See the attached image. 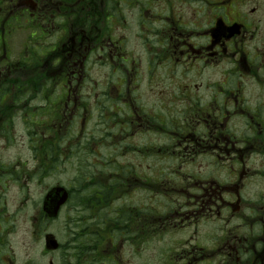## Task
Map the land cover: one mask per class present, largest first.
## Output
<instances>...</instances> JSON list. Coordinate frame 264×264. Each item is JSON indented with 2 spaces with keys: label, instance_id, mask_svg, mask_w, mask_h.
<instances>
[{
  "label": "flooded vegetation",
  "instance_id": "1",
  "mask_svg": "<svg viewBox=\"0 0 264 264\" xmlns=\"http://www.w3.org/2000/svg\"><path fill=\"white\" fill-rule=\"evenodd\" d=\"M39 259L264 264V0H0V264Z\"/></svg>",
  "mask_w": 264,
  "mask_h": 264
},
{
  "label": "rangeland",
  "instance_id": "2",
  "mask_svg": "<svg viewBox=\"0 0 264 264\" xmlns=\"http://www.w3.org/2000/svg\"><path fill=\"white\" fill-rule=\"evenodd\" d=\"M81 216V215H80ZM75 213H69L66 215H62L60 220L53 223L52 231L55 235L56 239L62 243H67L66 240L68 238L74 239V234L77 233V227H78V218L81 217ZM65 217V219H64ZM69 223V225H68ZM38 255H41V248L38 247ZM44 262L39 259V264H43Z\"/></svg>",
  "mask_w": 264,
  "mask_h": 264
},
{
  "label": "trees",
  "instance_id": "3",
  "mask_svg": "<svg viewBox=\"0 0 264 264\" xmlns=\"http://www.w3.org/2000/svg\"><path fill=\"white\" fill-rule=\"evenodd\" d=\"M86 217H88L90 220H94L95 222H98V221H106V222H109V219H110V217L108 216V215H86ZM102 231H104L103 229H102ZM94 235L92 234V235H88L87 237H93ZM77 237V236H76ZM90 243L89 242H87L86 244H85V247H86V249H87V253L90 251V249L91 248H94V246L92 247V246H90L89 245Z\"/></svg>",
  "mask_w": 264,
  "mask_h": 264
},
{
  "label": "water",
  "instance_id": "4",
  "mask_svg": "<svg viewBox=\"0 0 264 264\" xmlns=\"http://www.w3.org/2000/svg\"><path fill=\"white\" fill-rule=\"evenodd\" d=\"M59 207H60V205L56 206L55 211L52 214L53 216H56L57 215V210L59 209ZM54 243H56V242H52V244L56 247V245Z\"/></svg>",
  "mask_w": 264,
  "mask_h": 264
}]
</instances>
